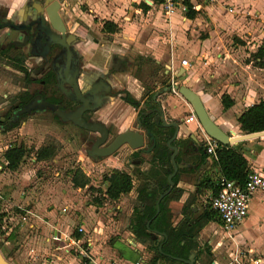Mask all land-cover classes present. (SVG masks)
<instances>
[{
    "label": "crops",
    "instance_id": "0c3cea01",
    "mask_svg": "<svg viewBox=\"0 0 264 264\" xmlns=\"http://www.w3.org/2000/svg\"><path fill=\"white\" fill-rule=\"evenodd\" d=\"M58 1V12L59 10H67L68 0ZM77 1L84 3L91 12H95L101 17H107L108 14L113 17L114 15H119L123 10H130L135 0ZM20 2L22 1L0 0V6L7 4L12 9L18 6ZM146 2L148 3H141L142 6L134 7L133 11L136 13L138 10H149L152 7L149 5H154V1ZM160 2L161 0H155V3L160 8L156 14V21L164 29L160 35L161 39L156 41V44H150L148 51L138 52L148 57L156 66L162 64L161 78L156 81L154 87L145 89L139 83L130 86L128 81L118 77L113 80V74H111V76L106 78V81L113 84L116 89L125 91L138 105L133 108L121 100L117 101L116 98L109 97L108 100L110 101L100 108L97 119L98 123L113 128L111 135L126 129H134L137 124V117L139 122L140 118H148L155 126V130L171 135L174 129L173 126L162 125L161 118L154 112V108L158 107L162 111L160 116H162L165 123L175 122L178 130L170 144L177 148V155L175 154L174 161L180 167L177 168L175 174L177 173L180 177H177L173 186H175L177 191L175 195L178 196V201L184 202L186 196L189 195L188 192L193 191L191 183L184 179L185 176L192 174V172L194 173V168H199L200 170L204 163L210 159V156H213L209 154L200 163V155L203 153L202 142L206 135L195 121H185L191 111V107L178 94L177 90H171L170 86L183 85L197 93L209 118L216 125L226 132L232 131L235 134H240L241 131L238 128L236 117L247 106L257 102L259 99H264V0H213L212 2L198 0L197 9L189 12V16L186 15L188 9L184 12L176 10L172 17L171 13L169 15L163 13ZM104 21H110L116 25V31L111 33L125 31L129 28L128 25L131 26L130 22L121 25L115 17L110 18V20L104 19ZM1 32L2 30H0ZM129 38L135 41L134 38ZM88 49H90L89 46L87 51ZM89 58L90 56L84 55V60L87 59V62H84V67L88 68L90 74L94 76L103 72L104 68H106L105 62L104 64L95 65L89 62ZM182 58L187 59V66L180 64ZM118 59H121V66L123 65L121 63L127 61L124 54H116L113 62ZM224 95L232 101V104L226 109H223L221 104V98ZM139 100L141 101L138 102ZM138 109L141 111L137 116ZM155 120L159 124H156ZM139 130L142 133L146 130L141 122ZM159 139L162 140V137L159 136ZM156 140L158 138L155 139V142ZM180 140L183 143L187 140L185 143L186 147L189 144V151L186 153L184 149L183 154L179 158L178 153L181 151ZM150 146L151 139L148 135H143L142 148L147 149ZM231 146L241 152L249 170H257L264 173V139L262 137L238 141ZM125 147L130 150V153L140 151L146 155L154 148L153 146L146 152L141 148L130 149L127 145ZM167 148L170 150L168 157L170 161L172 150L168 146ZM142 168L143 166L140 167V169ZM212 169L216 176V167L213 166ZM124 172L130 175L126 169H124ZM198 173H203L200 175L202 177L200 181L205 177H209L204 169ZM69 175H71L70 172ZM219 177L218 175L217 179ZM131 181L133 184L132 178ZM76 188L79 189V187ZM208 191L210 192L209 189ZM119 196L115 199H118ZM133 197L134 199L136 198V192ZM22 199L17 202L23 203L22 201H24L26 203L22 210H18L23 212L21 218H25V216L26 218H32L33 220L28 223V226L40 227L42 233L36 243L41 245V248L38 249L43 251L45 259L40 263L35 261L34 264H83L79 256L70 247L69 238L71 237L83 240L90 254L96 258L118 260L124 264H151L152 252L149 248V240H155L154 244L157 247V244H160L161 237H165V235L156 234L155 238L152 239L151 235L155 231L152 230L149 240L141 242L132 233L129 220L125 222L122 219L117 220L108 216L107 222H105L104 217L98 214L89 216V218H81L80 215L72 216L74 211H71L68 204L74 198L68 193L58 196L56 198L57 205L53 203L52 206H48V209L40 204L38 198ZM61 207L66 208V211H61ZM190 212L195 213L196 211L191 209ZM186 213L187 210H180L173 220L168 221L165 207V220L172 228L187 230L191 234L189 242L192 248L189 252L191 250L194 252L193 264H200L199 258L203 257V254L199 253L201 250L200 245L213 242L216 237L210 232L216 233L217 228L221 229V226L218 218L213 213L216 221L210 217H208L210 221L200 220L201 223H199V220H197L194 231H190L192 229L190 221L188 219L184 220ZM78 225L83 230L86 227L88 231L92 230L93 232L84 238L83 235L81 236V232L76 230ZM201 233L207 236V238H203L205 239L203 240L204 242L200 240L202 238ZM53 234H56V240L50 239ZM231 234L233 236L230 238H233L232 240L235 243L243 246L249 255L252 256L251 259L261 257L260 264H264V189L253 192L245 219L235 230L228 233L225 232L223 236H220L218 245L222 243L223 239V244H227V237ZM28 250L34 253L33 247ZM128 251L135 254L132 260L125 257L129 255ZM166 256L168 259H156L155 264H186L176 259L185 258L173 257L169 254ZM170 258H173V260L171 261ZM206 263L218 264L219 261L212 259L207 260Z\"/></svg>",
    "mask_w": 264,
    "mask_h": 264
},
{
    "label": "rangeland",
    "instance_id": "374dc122",
    "mask_svg": "<svg viewBox=\"0 0 264 264\" xmlns=\"http://www.w3.org/2000/svg\"><path fill=\"white\" fill-rule=\"evenodd\" d=\"M146 1L150 0H135L130 10H123L119 15L113 16L121 25L128 24L127 22L131 23L127 30L116 33H107L100 29L104 19L110 20L113 18L112 15L101 17L97 13L91 12L80 1L68 0L67 10H59V14L65 18L67 30L78 35L80 51L83 56H90L89 62L95 65L105 62L106 68H109L116 54H124L127 61L121 63L123 64L121 68L115 66L110 71L113 74V80L118 77L128 81L130 86L139 83L145 89H150L161 78L160 73L163 66L162 64L156 66L148 57L139 54L138 51H148L150 44H156V41L161 39L160 35L164 29L156 21V14L160 8L155 0H151L154 1V5H149L152 6L149 10H138L136 13L133 11L134 7L142 6L141 3L147 4ZM174 14L175 12L171 13V17ZM129 37L134 38L135 41ZM88 46L90 49L87 51ZM86 53L88 54L86 55ZM17 56L21 57L20 52L12 49L0 54L1 119L6 116L8 120L9 117L12 118L13 106L19 99L18 95L42 88L38 82L39 75L34 76L31 70L32 65L24 62V57H21L22 61L20 62V65L24 64V71L18 70L19 63L13 60ZM86 60L84 62H87ZM45 90L49 91L47 87ZM39 103L41 102L38 101L37 104ZM111 130H113L112 127ZM240 134L243 133L240 132ZM86 135L83 129L69 121L60 120L46 106L29 110L18 118L14 126L8 129L0 126V252L11 264H34L35 261L40 263L45 259L43 251L38 249L41 248V245L36 243L42 235L41 228L28 226V223L32 222V218H26V216L25 220L21 218L23 212L19 211L26 206L24 201L17 203L21 198H23L22 200L38 198L40 204L48 209V206H52L53 203L57 205L56 198L58 196L68 193L74 198L68 204L71 211H74L72 216L80 215L81 218H89V216L98 214L104 217L105 222H107L108 216L117 220L122 219L125 222L130 221L132 208L137 203L133 195L137 187L145 181L144 177L150 165L151 155L142 154L140 151L130 153L125 145H121L113 154L94 160L85 154ZM262 138L264 139V137ZM185 142L179 141L181 147V151L178 153L179 158L184 149L186 153L189 151V144L186 147ZM13 145H21L25 152L18 165L14 169H9L4 164L2 153ZM41 146H48L52 151L50 156L37 160L35 151ZM141 166H143L142 169H140ZM212 168L213 164L210 158L200 170L199 168L193 169L196 173L192 172L185 176L184 179L191 183L193 191L188 192L189 195L186 196L184 202L178 201V196L175 195L177 193L175 186H171L170 191L164 195L163 203L167 210L168 221L173 220L180 210H187L184 220L190 221L192 226L190 231H194L197 220L201 223L200 220H209L208 217H210L216 221L207 205L211 194L202 183L203 181H200L202 178L200 175L203 173H198L204 169L209 175L208 178L214 180L216 176ZM65 169H68L71 175L64 173ZM124 169L130 173L133 180L131 190L127 194L119 196L118 199L107 198L103 193L107 184L106 178L112 171H124ZM72 175L73 178H77L76 180L86 179L85 185L79 187L73 184V186ZM118 204L120 205L117 206ZM191 209L196 212L191 213ZM56 210L58 211L57 208ZM92 232L85 227L81 236L86 238ZM210 233L216 238L213 242L200 245L199 253L203 254V257L199 258L200 264H207L206 261L212 259L218 260V264H250L252 256L243 246L230 238L233 236L232 234L227 237V244H223V239L222 243L218 245L219 237L223 236L225 232L217 228L216 233L212 231ZM157 238L159 239V237ZM203 238H207V236L202 234L200 240H205ZM154 242L155 240L152 243L149 242L152 256L155 255L151 247V245H155ZM82 246L85 247L83 240ZM30 247L34 248V253L28 250ZM128 252L129 255L125 257L132 260L135 254Z\"/></svg>",
    "mask_w": 264,
    "mask_h": 264
},
{
    "label": "trees",
    "instance_id": "16d2710c",
    "mask_svg": "<svg viewBox=\"0 0 264 264\" xmlns=\"http://www.w3.org/2000/svg\"><path fill=\"white\" fill-rule=\"evenodd\" d=\"M191 11L192 10L189 9L186 12V15L189 16V12ZM100 29L101 31L111 33L115 32L117 27L110 21H103ZM2 53L3 51H0V54ZM21 59L22 58L19 56L13 58L15 62L19 63L17 66L19 67L18 69L24 70L23 66L20 65V62L22 61ZM18 97V101L13 106V110H16L15 116L13 118L9 117V120L7 116L3 119L0 118V126L4 129L14 126L18 118L27 113L16 112L27 105V102L29 101L28 99L31 97L30 93L23 92L18 95ZM221 104L222 108L226 109L232 104V101L224 95L221 98ZM236 121L238 128L242 133L264 130V99H259L257 102L244 108L236 117ZM140 122L154 135L155 139L158 138V140H156L154 148L149 153L151 155V161L150 166L145 173V181L142 182L136 190L135 200L137 203L132 208V216L130 218L132 233L138 240L143 242L149 240V235L152 230L165 232V237H161L159 241L161 244L160 251L157 250L156 245H151L152 250L155 252V255L150 258L151 264H155L156 259L158 260L159 258L168 259L166 256L167 254L173 257L186 258L189 250L192 248V245L189 242L191 234H189L187 230L172 228L166 222L165 208L163 206L165 196L160 199L159 209L155 214V200L158 195L165 190L166 187H164V184H166V175L171 171V163L168 158L170 150L165 144L168 134H163L161 131L155 130V126L148 118H140ZM159 136L162 137V140L159 139ZM51 151V148L48 146H41L35 151V158L37 160L46 158L50 156ZM24 152L25 150L21 145H13L6 148L2 153V157L6 161L7 168L14 169L22 159ZM208 155L209 154H207L203 148V153L200 155V163H202ZM210 158L211 163L217 169L216 178L211 180L208 177H205L202 180V183L210 190L211 194H214L218 188L216 183L218 175L241 183L246 173L249 171L247 162L241 152L231 145L218 144L214 156H210ZM158 164L160 165L158 166ZM76 179L77 178L72 179L73 184L78 185L79 187H83L87 181L86 179ZM149 179L151 180L149 181ZM171 179L173 184H175L177 173L173 175ZM106 181L107 184L103 193L110 199H115L119 195L126 194L132 188L131 176L122 170L112 171L106 178ZM207 205L210 212L213 214L214 212L210 209L209 203ZM147 222L148 226L145 225ZM149 242L151 243L153 240H149ZM170 259L171 261L173 260V258Z\"/></svg>",
    "mask_w": 264,
    "mask_h": 264
},
{
    "label": "flooded vegetation",
    "instance_id": "af4514ba",
    "mask_svg": "<svg viewBox=\"0 0 264 264\" xmlns=\"http://www.w3.org/2000/svg\"><path fill=\"white\" fill-rule=\"evenodd\" d=\"M21 1L22 2H20L18 6H15L12 9H10L7 4L0 6V30H2L0 33V51L5 53L10 49L19 51L21 57H24L23 61L32 65L31 70L34 73V76L37 74L39 75L38 82L42 85V88L30 92L31 97L28 99L29 101L27 104L34 103V105H36L38 101H47L60 110L70 112L82 104L81 100L87 98L88 104L86 103V105L88 107L82 110L81 118L86 122L92 123L99 122L97 119L98 112L100 108L104 107L105 104L110 101L108 100L109 97L116 98L117 101L121 100L130 107H137L138 103L125 91L116 89L113 84L106 81V78L111 76L112 73H110V71L113 70L115 66L121 68V59L110 63L109 68H104L103 72L94 76L90 74L88 68L84 67V56L80 51V39L75 32H69L67 30L64 18L61 16L65 28L64 38L67 50L61 49L62 47L56 44H48L46 48L39 45L36 38L43 42L41 36L45 35V37H48L50 31L54 32V34L56 33L57 37H59V33L51 28L47 29L45 26L47 20L42 8L51 0ZM71 54L75 55L77 58V68L74 74L78 90L77 97L73 92L72 85L69 84L70 79H72L73 68L75 67V61ZM53 61L57 69H65L67 73L66 77H64L66 80L61 81L58 84L52 66ZM22 66H24V64H22ZM18 70L20 72L24 71L21 69ZM46 87L49 91L45 90ZM154 110V112L160 117V114L162 113L161 109L158 107L154 108ZM15 111L13 110L12 112V118L15 116ZM140 111V109L137 110V116ZM53 114L55 115L54 112ZM105 127L110 139L107 140V136L106 141L102 145L109 142L114 136L111 135V127ZM83 130L87 134L84 142L86 145V156L94 160L105 157L92 152V144L100 137V135L97 132Z\"/></svg>",
    "mask_w": 264,
    "mask_h": 264
},
{
    "label": "water",
    "instance_id": "95a60500",
    "mask_svg": "<svg viewBox=\"0 0 264 264\" xmlns=\"http://www.w3.org/2000/svg\"><path fill=\"white\" fill-rule=\"evenodd\" d=\"M59 8V1L58 0H51L46 4L42 10L45 15V18L47 20V24H45L46 28L49 29L51 28L55 32L59 33V37H57V34L52 31L49 32V36L45 37L41 36L43 38V42L39 41V39L36 38V41L39 45L44 46L45 48L47 47L48 44H56L61 46L63 50L66 49V43H65V38H64V25L62 23L61 17L58 12ZM43 17V15L41 14ZM43 20V19H42ZM67 50V49H66ZM72 55V54H71ZM75 61V67L73 68L72 76L70 79V83L73 88V92L75 96L77 97L78 95V90L76 87V81L74 78V74L76 72L77 68V58L75 55H72ZM67 65V62H66ZM55 75H56V81L57 84L60 83L61 81H65L64 77H66L67 73L66 70H60L55 67V63L53 61L52 63ZM66 67V66H65ZM70 73V72H69ZM70 76V75H69ZM174 88L177 90L178 94H180L184 100L190 105L191 110L194 112L195 117L199 123V126L203 133L208 136L209 138L214 139L221 145H232L238 141L242 140H247L251 138H257V137H264V130L256 131V132H250V133H243V134H235L232 131L226 132L222 128H220L218 125H216L208 116L202 101L200 100V97L198 96L197 93L194 91L190 90L186 86L180 85V86H174ZM75 97V98H76ZM79 97V96H78ZM82 104L78 106L76 109L66 112L63 110L58 109L56 106L53 104L42 101L40 104L34 105V103L27 104L24 108L20 109L16 113L19 112H29V110L34 109L36 107H42L46 106L50 108L55 115L60 119V120H65V121H70L72 124L81 127L87 131L91 132H97L100 137L93 142L92 144V152L99 155V156H108L111 155L119 146L121 145H127L130 149H143V135H148L149 138L151 139V146L148 147L147 149H143L144 151H149L155 144V137L154 135L149 131L145 130L144 133L140 132V122L137 117V124L134 129H126L121 132L116 133L112 139L107 142L106 144L102 145L108 136V132L106 130L105 125L100 124V123H92V122H86L81 118V112L83 109L88 107L86 103L88 104L87 98H84L81 100ZM161 124L164 126H173V132L171 135H167V140H166V145L172 150L170 154V162L172 165V170L166 175V184H164L165 190L158 195V197L155 200V214L158 212L159 209V201L160 199L169 192L171 186L173 185L172 182V177L177 171V168L180 167L179 164H176L174 161V156L176 154V146H173L170 144L171 140H173L177 134V124L175 122H168L165 123L163 121L162 116H160ZM155 123H157L155 121ZM148 226V222L145 224ZM161 235L164 236V232L161 231H154L153 235H151V238L154 239L155 236ZM157 250L160 251V244H157ZM177 260H181L186 264H193L194 260V252L191 250L185 259H180L176 258ZM0 264H11L0 252Z\"/></svg>",
    "mask_w": 264,
    "mask_h": 264
},
{
    "label": "built area",
    "instance_id": "2783aa9c",
    "mask_svg": "<svg viewBox=\"0 0 264 264\" xmlns=\"http://www.w3.org/2000/svg\"><path fill=\"white\" fill-rule=\"evenodd\" d=\"M205 1V0H203ZM212 2L213 0H206ZM198 0H161L160 5L164 14L179 10L184 12L188 9H197ZM230 10V9H228ZM182 66H187V59L182 58L180 60ZM171 90L176 91L174 87L170 86ZM186 122L195 121L199 125L194 112L191 110L188 116L185 118ZM217 141L206 136L202 145L207 154L214 156L215 149L218 146ZM4 164L6 161L4 160ZM64 173L69 175V171L65 170ZM217 190L209 197V207L214 212L219 220L221 229L228 233L236 229V227L245 219L247 215L248 205L250 203L253 192L259 189H264V173L257 170H249L243 181L238 183L234 180L224 178L220 176L217 180ZM61 211H66V208L61 207ZM22 219H25L22 217ZM77 232H82L81 226L76 227ZM51 240H56V234L51 235ZM70 247L75 251V254L79 256V259L83 264H124L118 260H102L96 258L90 254L89 250L83 247L82 241L79 238H69ZM238 261L237 259H234ZM261 257L252 258L250 264H260ZM137 264V263H134Z\"/></svg>",
    "mask_w": 264,
    "mask_h": 264
}]
</instances>
